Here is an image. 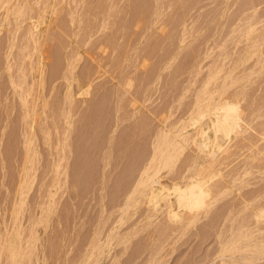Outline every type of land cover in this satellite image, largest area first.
Segmentation results:
<instances>
[{
    "label": "rangeland",
    "instance_id": "1",
    "mask_svg": "<svg viewBox=\"0 0 264 264\" xmlns=\"http://www.w3.org/2000/svg\"><path fill=\"white\" fill-rule=\"evenodd\" d=\"M99 1L97 4V0H0V264H144L147 256L153 253L156 257L162 256L163 264H196L197 257L213 255L216 251L214 229L207 231L210 237L201 238L208 227H204L202 222L217 221L218 216L214 213L218 205L227 202V199L233 201L235 193L213 205L209 213L211 216H208L216 218H201L197 229H192L175 243H172L173 236L168 237L172 240H161L165 244L158 253V247L156 250L151 248L155 247L151 246L152 241L155 245L159 244L154 224L164 214L158 213L150 221L145 216L148 210L143 211L147 207L145 202L129 206L126 210L128 189L125 187L129 178L136 175L144 157L151 153L157 130L170 124L178 126L183 117L187 119L193 104L190 103L194 101L191 98L194 99L195 92L201 88L210 63L218 59L229 64L236 58L246 42L244 34L251 14L257 22L255 26L264 32V0ZM17 6L21 8L19 12ZM47 7L51 8V12ZM75 8L80 11L77 13ZM73 9L76 16L71 14ZM13 10L17 12L13 13ZM37 13H40L39 16ZM42 15L45 18L40 19ZM73 17L75 21L81 20H70ZM35 19L40 24L37 28L38 48L29 40V28L32 30L36 25ZM99 24L101 27L97 31ZM40 55L44 57L46 68L43 85H39L35 78L37 71L31 68L36 67L35 64L42 58ZM74 57L77 59L74 60ZM70 61L75 63V75L82 77L88 73L93 82L88 95L75 99L67 139L69 145L64 150L68 160L67 175L60 174L56 180L53 165L59 158L58 141L63 135L65 122L64 116L58 115L66 84L60 75ZM251 63L252 60H249L245 66L247 71H251V76L255 75L250 86L256 88L258 83L261 85L259 90L255 89L258 94L255 92L254 95L257 96L264 87V70H257L258 66L249 67ZM34 69L37 70V67ZM82 81L85 88L87 83L84 79ZM13 82L21 83L17 91L19 87L25 89L31 86L28 100L33 101L34 97L38 102L34 114L38 118L34 116L35 136L26 155L32 158V163L28 164L32 170L23 187L20 186L21 171L28 134L22 119L25 118L22 117L24 109L19 95L15 94L17 91H14ZM72 83L79 93L76 83ZM42 97L49 100L45 108L41 104ZM187 103L190 104L188 108ZM171 122H175L174 125ZM44 123L50 131L47 144ZM258 144L261 146V141ZM194 147L190 144L184 149L181 159L187 154H196V149H192L193 153L189 151ZM187 150L189 152L186 153ZM258 162L264 163L262 160ZM161 173L171 178L164 171ZM256 173L250 177L255 184L258 181L256 185L259 187L254 186L250 178L252 185L249 184L243 191L247 192L248 187L251 192L253 188L264 187L259 185L264 184V173ZM57 181L60 186L54 190L52 185ZM49 191H52L51 194ZM141 209L142 214H138ZM111 230L115 235L110 246ZM151 233H154L153 238ZM194 233L200 236L195 237ZM123 234H127L128 239ZM15 247V251H19L13 257L7 248L13 251Z\"/></svg>",
    "mask_w": 264,
    "mask_h": 264
},
{
    "label": "bare ground",
    "instance_id": "2",
    "mask_svg": "<svg viewBox=\"0 0 264 264\" xmlns=\"http://www.w3.org/2000/svg\"><path fill=\"white\" fill-rule=\"evenodd\" d=\"M71 1H74V0H71ZM98 1L99 0H97L96 2L97 4H98ZM78 5L80 6V4ZM51 8H52V5H51ZM51 8L47 7V9L49 10ZM47 9L45 8L44 10L47 11ZM71 9L72 8H70V10ZM14 10H15V7H14ZM20 10H21L20 6H17V11L19 12ZM10 11H11V8L9 12ZM17 11H14L13 13ZM46 11H42V12L44 13ZM79 11L80 10H77V13ZM69 12L70 11L68 10V14ZM74 12L76 11H74L73 9V11H71V14H73ZM22 13H24V11H22ZM40 13H37V15L39 16ZM71 14H70V17H72ZM253 15L254 14L250 15L251 21L249 22L248 28L246 29V32L244 34L246 42L241 47V50L237 53L236 58L232 59L229 64L224 63L222 60H218V59H215L210 63L207 73L203 78V83L200 84L201 88L199 90L197 89V92H195L196 94L194 93L195 94L194 97L192 96L194 99L191 98V101L192 100L194 101L193 102L190 101L191 102L190 104L192 103L193 104L191 106V109L189 108L190 113H188L189 115L187 116V119L185 120V117L181 115L184 118V120H182L178 126L176 125L171 126L170 124V125H166V126H170V128H167L165 126V129L161 127L160 129L157 130L154 140L152 142L153 147H152L151 153L147 154L144 157L143 163L137 168L136 175L131 176L129 178L130 180L127 184L128 186L125 187L126 190L128 189L126 191V194L128 193V195L127 197H125L127 198L126 199V203H127L126 210L128 209L127 207L129 206H134V205L140 204L141 202H145L147 207L146 209H143V211L148 210V213H145L146 214L145 216L150 221H153L151 219L152 216H155L158 213L164 214L163 215L164 217L160 218V220L157 221L158 222L157 224L156 223L154 224L155 229H156L155 234L156 236H158V238L155 237L154 240H156L157 238V240L159 241V244L155 245L156 243L154 244L152 241L151 246H155V247H151V248H154L156 250L158 247L157 252L158 250L160 252L161 247H164L163 245L165 243L164 244L162 243L163 240L165 242V240L169 236H173L172 239L174 240L173 242L171 241L172 243L179 241L181 238L187 235L189 231H191L192 229L198 228L201 218L203 217L207 218L208 214L211 212L213 205L216 204V202L218 201L220 202L222 199H227L228 197L226 198V196L230 195L231 193H235V195L233 194L234 196H232L234 199V200L232 199L233 201H231V199L228 201L227 199V202L224 201L225 202L223 203L224 205L221 203L222 205H218L219 208L218 207L215 208V209L218 208L216 213H214L215 216L219 217V218L217 217L216 219L217 221L212 222L211 220L209 222H206V221L202 222V224H204V227L205 226H208V227L205 231L203 229L201 230L202 232L204 231V233L201 234L202 236L201 238L210 237L211 236L210 233L208 234L206 233L207 231H210V229H214V232L212 234L214 236L213 238L217 241V248H216V251L213 252V255L207 254L204 256H199L197 257L198 259L194 261V263L198 264L197 262L199 261H202L203 262L202 264H223V263L225 264H262L264 263V187L253 188L254 191L252 192L249 190V187H248V190H246L247 192L243 191L244 188L247 187L249 184L252 185V183L250 182L251 179L253 181V178L250 177L251 175H253L256 172H257L256 173L257 175H259L258 173H260V175L261 173H264V163L260 164L258 162V161L261 162V160L262 162H264V146H262V144H264V87L260 89L262 93H260L257 96L254 95L256 92L255 89L257 88L256 90H259V87L261 85L259 86L258 82H254V84L258 83V86L256 88L253 86H250L251 83L254 81L253 79H255V75L254 77L251 76L252 75L251 71L250 72L247 71L248 67L245 66L246 62H248L249 60H252L251 66L249 67L258 66L257 70H260V71L264 70V51H261V50H264V49H261V46H264V34H262L264 32L261 31L262 32L261 33L260 28L255 26L257 22L255 21ZM42 17L44 16L42 15L39 18L41 19ZM72 19L74 20V17L71 18L70 20ZM103 21L101 23L102 25H103ZM43 22H44V19H43ZM33 24L29 25L28 28L31 27ZM38 24L39 23L37 22L36 25L33 26L32 30L31 28H29L30 32L28 31L30 33V34L28 33L30 36L29 40H31L35 45H37V48H38L37 42L39 40L37 37ZM88 26L90 27L89 24ZM100 27L101 26L99 24V29L97 31L100 30ZM103 27H105V25ZM103 27H102V30H104ZM108 37H110V35ZM184 40L185 39L180 41V45L182 42H184ZM39 46L42 47L43 45L39 44ZM23 56L24 54H22V58H24ZM28 56H30V54ZM41 57L42 58L40 59V61L39 59L37 60L39 61L37 63L38 66L35 64V66L37 67V70L34 69L36 67L31 66V68H33L32 69L33 71L35 70V72L36 71L38 72V73L36 72L37 77L35 76L34 77L38 80L39 85H43L42 82H44L43 80H44L45 69H46L45 61L43 60L44 57L43 56ZM223 58H225V56ZM76 59L77 58H75L74 60ZM21 62L23 63V60L20 61V63ZM74 64L71 63V61L67 63L65 71H63L60 75V77L64 79L66 84H65V91L62 95L63 98L61 100V106H60L61 113L58 112L59 113L58 115L60 114L63 115L65 122L63 126L64 128L63 135L58 141V144L60 146V150H58V152L60 151L58 154L59 158L58 160L51 158L53 161L54 160L57 161L55 165L52 164L55 167V169L53 167L54 169L53 177L57 178L56 180L59 179L58 176L60 174H64V176L67 175L68 160L65 154L66 152H64V150L69 145L67 142V139H68V135L70 134V129L72 126V112L74 111V108H75V104H74L75 99L81 95H88L89 88L91 87V83L93 82V78L90 75H87L88 73L85 74L87 76L84 75L85 77L84 76L80 77L78 75H75L74 74V68H75ZM35 72H34V75H35ZM21 76H24V75L21 73ZM54 77L57 78L58 75ZM83 79L87 83V86L85 88H83L84 84H81L83 82L82 81ZM23 80L25 81L24 78ZM73 81L78 86V91H80L79 93H77V91L74 90V86L72 83ZM17 83L13 82L14 91L21 84V83L20 84H17ZM31 83L30 84L33 85V82ZM19 88L20 90L19 91L16 90L18 93L16 92L15 94L19 95L17 96L18 98H20L21 105L24 109L23 112L25 116L23 115L22 117H25V118H22V119H24L23 121H25L24 125L26 129V133L28 134L26 138V143H27L26 150H25V156H26L29 154L31 150L30 143L33 141L34 136H35L34 130L36 128L35 127L36 119L34 118V116L36 115L35 107L37 106L38 102H36V98L33 99L34 97L32 96H31L32 97L31 100L33 101L28 100V95L30 94L32 90L31 86H29L28 88L26 87L25 89L23 87H19ZM247 89L248 91H250L251 89L252 92L251 93L248 92ZM42 94H43V91H42ZM41 100H42V103L41 102L40 103L43 105V107L46 106L48 99L46 100V98L42 97ZM29 102H31V105H29ZM190 104L186 105V107L188 108ZM57 109L59 110L58 107ZM184 110L186 111L187 109H184ZM43 112L45 113V111H40V113H43ZM167 114H165V116ZM166 118L168 119V117ZM163 123H164L163 125H165V122ZM174 123L172 125H174ZM37 125H40V124H38L37 122ZM46 125L44 123V127H46ZM189 128L192 131L189 132ZM46 129L47 131H46L45 136H46L47 142L46 143L44 142L45 144L49 142V138H50L48 134L50 131H48L47 127ZM259 141H261V146L260 144H258ZM190 144L194 145L195 147L189 149V151L191 150L193 153L192 149H196L197 150L196 154L194 153V155L192 154L191 156L187 154V157L185 158L182 157L183 159H181V154L183 150L186 149L188 146H190ZM189 151L187 150L186 153ZM54 152L56 154L55 150ZM186 153H185V156H186ZM234 161H236V163ZM31 163H32V158H30V156L28 157L26 156L23 162V166H22L23 169L21 171L22 179L20 182L21 183L20 186L22 187L23 185H25L27 178L31 175L30 174L31 172L29 171L32 168V166L28 165ZM60 166H62L63 169L61 167V169L59 170ZM162 171H164V173L166 174H169V176L171 175V178L169 179L167 175L166 176L163 175V173H161ZM158 172H159V176H158ZM253 184H255V182ZM256 184L254 186H257ZM259 185L264 186V184H261V183ZM49 186H48V189H49ZM59 186L60 185L58 181L53 183L52 185L54 190H58ZM49 192L51 194L52 191H49ZM144 207L145 206H143V208ZM141 212H142V209L141 211L138 212V214H140ZM118 215L117 217H120ZM209 216L211 215L209 214ZM212 217H209V218H212ZM137 219L140 220L139 216ZM157 219L158 218H156V220ZM148 224H151V223L148 222ZM128 226H131V225H128ZM145 226H141V227H145ZM111 227H112V224H111ZM113 227L115 228V224L113 225ZM136 228H134V230ZM114 230H111L110 232L109 242H108L109 245H110L111 239L114 238V235H115ZM125 232L127 233L126 230ZM128 232H129V228H128ZM153 234L154 233H151L152 236L150 237L153 238L154 237ZM195 234L196 233H194V235ZM107 235L108 233L106 234V236ZM119 235L120 234L117 235L118 239L122 236V233L120 237ZM196 236H200V234L197 233L195 237ZM124 237H127V234ZM150 237L149 239H151ZM172 239H169V240H172ZM122 240L126 241V239H122ZM171 242L170 243L168 242V243L172 244ZM150 244L151 242L148 245ZM16 247L14 248L13 251L9 249L10 247L7 248V250L11 252V256L13 257L17 256V253L19 251V250L15 251ZM106 247L108 248V246ZM172 250H174V247ZM153 254L152 255L147 254L149 256H147L148 258L146 259L145 261L146 263L144 262V264H163L164 261L162 260V256L158 254L159 257H156V254L155 255ZM88 256L87 257L85 256V258L88 259ZM91 263L93 264V262Z\"/></svg>",
    "mask_w": 264,
    "mask_h": 264
}]
</instances>
